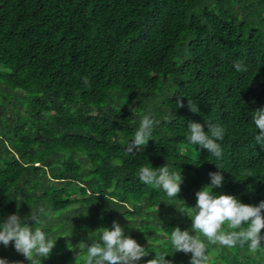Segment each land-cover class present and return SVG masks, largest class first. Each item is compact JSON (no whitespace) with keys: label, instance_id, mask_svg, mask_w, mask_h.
<instances>
[{"label":"trees","instance_id":"16d2710c","mask_svg":"<svg viewBox=\"0 0 264 264\" xmlns=\"http://www.w3.org/2000/svg\"><path fill=\"white\" fill-rule=\"evenodd\" d=\"M257 109L264 0H0V223L50 210L41 225L28 221L57 240L42 264H84L80 243L99 241L113 221L149 251L137 264L156 254L190 264L192 254L175 252L170 236L177 226L195 235L188 215L198 191L264 201ZM148 112L160 124L131 155L127 143ZM189 121L205 132L224 127L220 159L188 142ZM167 162L183 177L172 198L138 176L141 166ZM213 172L222 186L212 185ZM261 237L256 252L200 238L208 264H264V229ZM0 258L30 264L14 241L0 243Z\"/></svg>","mask_w":264,"mask_h":264},{"label":"clouds","instance_id":"9594fccd","mask_svg":"<svg viewBox=\"0 0 264 264\" xmlns=\"http://www.w3.org/2000/svg\"><path fill=\"white\" fill-rule=\"evenodd\" d=\"M237 71H247L239 61L235 62ZM84 84L89 83L85 77ZM183 101L177 102V107H183ZM189 110L199 112V106L193 100H188ZM133 113L135 109L132 110ZM160 121L155 119L151 112L143 115L139 126L133 134V139L127 143L126 151L135 155L141 152L150 140L155 126ZM253 124L259 130L254 139L256 143L264 146V109H257L253 113ZM189 143L207 149L217 159L222 157V148L217 140H223L225 129L219 124H208L209 131L205 132L204 125L199 122H188ZM220 168V167H219ZM214 186H222L224 177L221 172L209 173ZM141 182L162 188L167 197H176L180 192L183 177L180 173L170 169L168 162L159 168L141 166L138 172ZM211 187L204 188L196 193L197 204L188 215L192 220L191 235L189 230L173 229L170 241L175 252L191 253L190 264H208L206 244L200 238L205 237L210 244H220L228 248L235 247L238 243L247 244L250 251L256 252L261 247V230L264 229V201L258 206L242 203L233 195L212 194ZM107 200L108 198L105 197ZM50 217V210L45 207L32 208L30 216L22 218L18 214H11L0 223V243L7 247L14 241L15 250L21 253L30 264H42V258L50 256L56 241L46 237L41 225V217ZM227 226V231L223 226ZM244 225H247L244 227ZM239 229V231H236ZM99 241L93 240L91 246L81 242L79 248L86 249L87 255L84 264H137L141 258L149 255V251L141 246L131 236H126L124 229L117 221H113L112 228H101ZM149 242V241H148ZM166 254H156L155 258L146 261V264H171L166 259ZM0 264H9V261L0 258ZM22 264V262H18Z\"/></svg>","mask_w":264,"mask_h":264}]
</instances>
